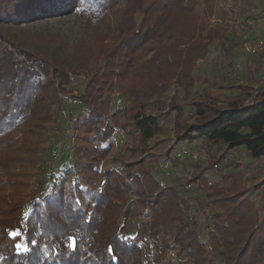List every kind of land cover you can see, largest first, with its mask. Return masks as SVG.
<instances>
[{
    "label": "trees",
    "instance_id": "16d2710c",
    "mask_svg": "<svg viewBox=\"0 0 264 264\" xmlns=\"http://www.w3.org/2000/svg\"><path fill=\"white\" fill-rule=\"evenodd\" d=\"M95 1L108 20L102 35L95 41L81 38L73 45L49 50L46 46L30 49L28 41L38 38L20 41L15 30H24L21 22H31L26 21L29 12L57 16L67 2L0 0V159L17 148L20 139L31 140L49 118L50 105L63 110L68 96L90 109L82 121L80 115L75 119V149L86 159V179L99 175L100 163L113 150L116 128L136 142L152 139L159 128V116L148 115L146 110L154 98L173 84L190 93L196 84L193 70L197 60L208 54L214 40L224 47L229 41L226 23L205 34L204 17L213 16L215 0ZM201 2L205 3L204 15ZM5 27L13 30L14 40L3 34ZM161 41L168 44L155 46ZM151 44L148 52L152 56L145 59L141 54ZM82 74L87 85L83 93L75 94L70 86L73 78ZM116 86L130 103L115 110L108 121L106 109ZM216 98L205 92L202 100L193 102L192 122L184 121L181 106L174 107L178 111L174 117L177 141L201 140L214 146L222 156L212 157L211 167L240 147L254 159L264 158V101L248 106L236 98L217 105ZM22 122L23 130L14 134ZM91 132H95L92 137ZM32 144L40 145L42 140ZM106 176L100 190H82L81 184L75 183L70 189L62 188L46 204H35L25 226L20 193L0 195V264H151L160 261L171 246L191 264H214L198 233L199 222L190 207L182 205L175 185L162 186L146 170L124 175L112 171ZM195 180L207 183L202 174ZM238 184L231 195L208 184V201L199 205L213 222L209 235L222 255V264H264V214L260 218L254 204L243 198L246 188L242 182ZM85 193L91 196L87 206L80 200ZM131 194L152 214L145 235L158 239L163 233L153 262L142 245L143 236L127 237L126 223L120 222L133 204L128 200ZM17 231L21 235L13 238L10 233ZM69 238L75 239L74 248L69 247ZM23 239L27 252L16 249Z\"/></svg>",
    "mask_w": 264,
    "mask_h": 264
},
{
    "label": "rangeland",
    "instance_id": "374dc122",
    "mask_svg": "<svg viewBox=\"0 0 264 264\" xmlns=\"http://www.w3.org/2000/svg\"><path fill=\"white\" fill-rule=\"evenodd\" d=\"M62 1L64 4L67 2V5L62 6L61 13L57 16L48 17L38 15V12L35 14L29 12L27 16L30 15V18L28 20L25 18L31 22L29 24L21 22L24 30H15L18 39L23 41L35 36L38 40L28 41L30 49L46 46L49 50H54L57 46L73 45L81 38L95 41L102 35V31L107 29L108 20L103 17V12L95 0ZM48 5L47 3L46 6ZM234 9H239L237 3ZM205 12V3L201 2L200 13L204 15ZM237 12L241 14L239 10ZM235 14L236 11L231 18L227 13V19L231 18L233 25L228 33L230 40L226 46L214 40L209 47L208 55L197 60L193 70L195 88L186 93L180 85L173 84L164 94L154 98V103L146 110L148 115L159 116V128L155 136L146 143L136 142L132 136L116 128L113 150L100 163L99 175L91 179H86L85 176L86 159L80 156L78 149H75L78 127L76 130L74 128L76 117L82 116L80 118L82 121L90 109L68 96L64 97L63 110H59L56 104L50 105V116L42 123L35 136L31 140H24L26 143L20 139L19 146L4 157L6 161L4 158L0 159V164L6 162V165L0 166V195L20 193L24 200L23 225L25 226L35 204H46L47 199L57 197L62 188L70 189L75 183H80L82 190L88 188L100 190L107 179V172L115 171L124 175L127 172L140 174L146 170L152 173L162 186L175 185L178 188L183 199L182 205L185 209L190 207L191 214H195L199 222L198 233L201 240L206 243L209 256L214 264H222V255L217 252L215 242L209 235L213 222L207 218L199 204L208 201L206 194L208 184L219 187L224 195H231L236 192L238 183L242 182L246 188L243 198L254 204L262 218L264 158L254 159L246 148L240 147L237 152L231 151L220 164L211 167V158L220 159L221 153L214 146L201 140L194 143L178 142L174 133V117L178 111L174 107L181 106L184 121L192 122L195 116L192 104L202 100L205 92L217 97L215 100L218 102L217 105L236 98L250 103L264 101V51L256 50V45L264 39V34L259 33L262 31L254 25L253 14L246 13L244 16L241 14L239 18H236ZM204 19L207 20L205 34L209 29L219 28L223 24L219 22L216 25L215 21L206 16ZM12 31L8 27L2 30L5 36L14 40ZM160 43L167 45L168 41L158 42L155 46H160ZM152 46L153 44L147 46L142 52L141 55H145V59L152 56V53L148 52ZM226 48H229V52L225 50ZM244 84H248L247 90L238 87L245 86ZM86 85V75L82 74L73 78L70 89L75 94L83 93ZM129 103L130 99L120 93L116 86L106 109L107 120L111 121L112 113L120 107H129ZM245 104L249 106L248 103ZM24 125L25 122H22L13 133L19 135ZM94 135L95 132H91L90 137ZM38 139L42 140V144H32ZM169 150L170 155L167 154ZM200 174L206 178L207 183L195 180ZM186 186H189V189H186ZM80 200L87 206L91 196L81 194ZM128 200H132L133 204L126 217H122L120 221L121 224L126 223L125 235L131 238L143 236L142 245L153 262L158 255L156 246L161 244L163 233L158 235V239L149 234L145 235V228L153 221L150 209L142 204L135 194H131ZM19 243L26 244V241L23 239ZM151 264H191V261L171 246L160 261L154 260Z\"/></svg>",
    "mask_w": 264,
    "mask_h": 264
},
{
    "label": "crops",
    "instance_id": "0c3cea01",
    "mask_svg": "<svg viewBox=\"0 0 264 264\" xmlns=\"http://www.w3.org/2000/svg\"><path fill=\"white\" fill-rule=\"evenodd\" d=\"M236 3H237V7H239V9L237 10H239V12L243 14V16L246 15V13H248L249 15L253 14L254 25L257 28H259V30L262 31L259 33L264 34V0H215L214 14L210 18V20L215 21L216 25L219 22L224 23V24L226 23L229 26V31H228L229 33L233 25V22L231 21V18L233 17V12L236 11V14H235L236 18H239L241 16V14L240 13L238 14L237 10L234 9V5ZM227 13H229V16H231L230 20L227 19L228 18ZM216 25H213V26L216 27ZM225 50L229 52V48H226ZM209 51H210V48H209ZM230 53H231V50H230ZM244 85H245L244 87H247L248 84L247 85L244 84ZM212 90H215V88H213ZM237 149L233 150V152H237L238 151Z\"/></svg>",
    "mask_w": 264,
    "mask_h": 264
},
{
    "label": "snow or ice",
    "instance_id": "6c2138e0",
    "mask_svg": "<svg viewBox=\"0 0 264 264\" xmlns=\"http://www.w3.org/2000/svg\"><path fill=\"white\" fill-rule=\"evenodd\" d=\"M10 235H12L13 238H15V237L21 235V233L17 231V232L10 233ZM69 239H70L69 247L74 248L76 245L75 239L74 238H69ZM33 243H35V242L33 241ZM16 249H17V251H23V252H27L29 250L28 246L26 244H22V243H17Z\"/></svg>",
    "mask_w": 264,
    "mask_h": 264
},
{
    "label": "built area",
    "instance_id": "2783aa9c",
    "mask_svg": "<svg viewBox=\"0 0 264 264\" xmlns=\"http://www.w3.org/2000/svg\"><path fill=\"white\" fill-rule=\"evenodd\" d=\"M256 50H257L258 52H262V51H264V39H261V40L258 42V44L256 45ZM245 103H248L249 106H251V105H254L256 102L250 103V102L246 101ZM186 189H189V186H186Z\"/></svg>",
    "mask_w": 264,
    "mask_h": 264
}]
</instances>
